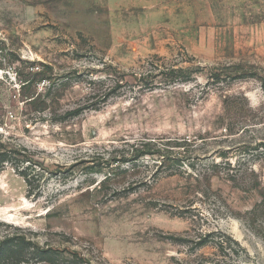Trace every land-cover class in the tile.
<instances>
[{
    "label": "rangeland",
    "instance_id": "rangeland-1",
    "mask_svg": "<svg viewBox=\"0 0 264 264\" xmlns=\"http://www.w3.org/2000/svg\"><path fill=\"white\" fill-rule=\"evenodd\" d=\"M1 145L22 264H264V0H0Z\"/></svg>",
    "mask_w": 264,
    "mask_h": 264
},
{
    "label": "trees",
    "instance_id": "trees-1",
    "mask_svg": "<svg viewBox=\"0 0 264 264\" xmlns=\"http://www.w3.org/2000/svg\"><path fill=\"white\" fill-rule=\"evenodd\" d=\"M176 71L170 70L169 74L173 75ZM145 150L138 149V153L140 156H146V155H152V156H158L161 160V163L164 165L166 163V160H169L172 162V160H178L170 158L168 153H170L169 149H158L156 151L150 150V148H153L155 144L152 142H148L143 144ZM21 150H15V149H8L3 148V146H0V174L2 171V168L4 164L12 161L16 162L18 159V156H22L23 158H27L23 155H21ZM32 162L31 159H28L26 163ZM30 167H27L20 171L21 175L25 178V181L28 185L29 194H32V186H34L35 182H33L31 175L29 174ZM28 255H32V259H40L42 261H56L57 259V253L54 250H42L40 247L36 246L33 243L27 242L26 239L22 236H15L11 238H6L2 241H0V264H22L24 262L29 263L30 260H26V257ZM68 264H89L85 261L74 258L73 260H69Z\"/></svg>",
    "mask_w": 264,
    "mask_h": 264
}]
</instances>
